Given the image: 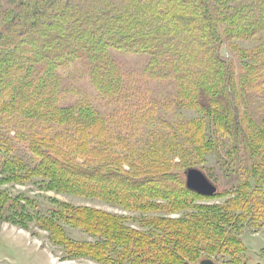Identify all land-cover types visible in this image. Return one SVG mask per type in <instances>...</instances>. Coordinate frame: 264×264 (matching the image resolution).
<instances>
[{
  "label": "rangeland",
  "instance_id": "1",
  "mask_svg": "<svg viewBox=\"0 0 264 264\" xmlns=\"http://www.w3.org/2000/svg\"><path fill=\"white\" fill-rule=\"evenodd\" d=\"M13 1L12 5L5 0L0 1V31L4 21L17 17L22 27L14 37V43L24 40V48H33L37 53L44 52L47 56L53 55L54 46L65 45V42L76 48L74 41L65 40L64 37L68 35L64 32L63 24L77 10L84 14L79 17L85 21L81 25L80 21L77 33L94 26L97 30L95 33L108 43L104 47L109 48L106 54L97 48L88 50L89 58L93 61L96 58L93 64L97 68L96 79L103 87H99L90 76V66L84 69L85 65L80 66L81 62L74 63L76 66L71 64L72 67L66 71L56 70L47 74L43 70L40 74L42 67L51 68L53 62L48 59L52 55L44 56L42 67L27 61L31 58L28 54L21 55L23 60L14 66L11 58H14V53H21L19 47L12 43L8 46L9 50L0 49L2 68L7 69L4 80H12L11 87L7 83L3 84L4 81L0 82L5 86L3 99H0V196L3 197L0 200L5 202L0 210V264H130L78 255L70 246L72 243L95 244L100 237L76 225L59 222L60 230L70 244L57 240L43 220L50 218L52 211L63 207L110 215L116 217L126 229L145 232L147 218L159 216L179 221L195 215L207 217L225 209L234 198H240L233 193L225 194L233 185L232 177L228 179V175L234 170H219L217 165L233 144L231 133L225 126L226 116H222L219 106L207 110L198 107L196 100L199 98L198 88L206 89L207 92L214 87L218 90L227 89L241 112L243 128L253 135L258 131L256 135L264 144V0H163L162 7L166 10L175 9V13L184 17L195 16L188 30L177 27L179 23L173 15H157V0L152 3V0L148 1L149 7L144 4L146 0ZM205 20H208V29L203 33L200 29H193L197 22ZM161 26L170 27L172 34L183 31L182 34L190 38L187 42H194L184 50L188 64L167 60L145 44L148 32ZM20 31H24V34ZM206 32L212 37L209 40L212 42L207 45L209 49L199 47ZM173 38L177 44L172 42L170 46L182 50L183 42L179 44L180 40ZM212 48L215 50L209 54L207 51ZM197 50L204 54L198 55ZM4 54L10 58L6 59ZM211 54L215 55L214 59L217 57L223 61L224 67L219 76H204L203 71L207 68V59ZM83 64L91 65L92 62ZM231 69L233 77L230 78ZM26 72L28 77L25 84L28 82L30 87L22 92L27 98L11 95V91L17 89L15 82L24 80ZM225 78L228 80H223ZM39 80L48 85L36 89ZM225 82L229 84L224 86ZM112 83L115 84L116 93L109 97L106 96L109 93L107 88ZM56 87L58 96L53 103L56 111L51 113L55 116L52 119L46 113L47 109L35 108L34 105L38 97L40 101H52L54 96L51 90ZM111 91H114L113 88ZM29 98L31 102L28 104ZM78 102L98 111V117L95 113L91 115L68 110L67 107ZM215 110H218L219 115ZM229 115L234 116L232 111H229ZM78 116L86 123V129L98 134L94 137L87 131L79 137L83 136L89 146L97 147L113 157L119 168L124 166L126 170L125 162H134L155 170L163 169L166 163L165 167L174 169L186 187L187 171L184 168L194 165L209 177L217 187V193L212 197L199 195L200 198H191L186 207L173 214L164 211L144 213L129 206L125 199L77 190L65 182V178L68 179L65 176H60V179L56 176V182L62 188L56 189L55 183L46 173L31 175L19 167L14 170V175L4 171L3 155L14 159L24 158L31 161V166L37 165L39 158L28 149L25 137L39 140L45 135L47 141L57 137L63 144L75 145L71 142L80 139L75 138L76 132L69 126L72 119ZM94 120L98 124L94 122L91 126ZM3 137L12 139V148L5 145ZM201 145L203 148L199 150ZM58 148V151L67 153L61 147ZM161 195L165 199L156 203L171 204L174 201L172 195L177 197L178 193L164 192ZM263 211L259 212L256 222L247 219L235 228V235L244 248L240 257L245 264H264ZM227 259L218 256L207 260L214 264H225Z\"/></svg>",
  "mask_w": 264,
  "mask_h": 264
},
{
  "label": "trees",
  "instance_id": "2",
  "mask_svg": "<svg viewBox=\"0 0 264 264\" xmlns=\"http://www.w3.org/2000/svg\"><path fill=\"white\" fill-rule=\"evenodd\" d=\"M5 1L11 5L14 3L13 0ZM49 1L55 3L59 0H45L47 3H49ZM135 1L139 2V0ZM148 1L150 0H146V3H144L147 7H149L148 5L150 3L154 2V0L150 3H148ZM155 3L158 5L157 15H163L164 13L173 15L179 23L177 27L181 26L184 30L190 29L189 24L195 20V16L191 15V17H184L181 14L175 13V9L172 10L170 8L166 10L165 7H162L163 0H157ZM71 15H73L72 18H66L65 24H63L65 25L64 32L68 35L64 38L67 42L71 40L74 41L76 48L69 46L66 42L64 43L65 45L58 44L53 48V55H49L51 57L44 55V52L37 53L33 48H24V40L14 43V37L22 26L20 20L12 16L13 20L8 19V21H4L2 24L3 26L0 31V49H8L10 44L19 47L21 53H14L16 57L14 56V58H11V61H13L12 65L14 66H18L19 62L23 60L22 57H20L21 55L28 54L31 58L27 61L39 66H41L45 58L44 56L49 57L48 61L53 62L50 65L51 68L47 69L48 66L46 68L41 66L42 72L37 71L40 72V74L43 73V70L47 74H52L56 72V70L59 72L65 69L66 71L68 68L70 69L72 67L70 66L71 64L75 65L74 63L81 62L82 65L80 66L85 65L83 66L84 69H89L90 66V76L95 79L99 87H103L104 85L96 79L95 70L97 68L95 69L93 66L96 58H94V61L92 58L90 59L88 50L97 48L101 53L106 54L105 51L108 50L109 47L105 48L104 46L108 45V43L95 33L97 30L94 26L84 29L85 31H82V33H77L78 24L81 21V25L84 21L83 18L80 17H83L84 14L79 13L77 10ZM207 22L208 20L197 22V24H195L197 26L192 25L194 26L193 29L196 31L200 29L203 33L205 29H208L206 28ZM16 23L17 25H15ZM21 32L24 34V31H20V33ZM182 32L172 34L173 32L170 27L161 26L160 29L148 32V41L146 40L145 44L151 49H155L153 50L154 53L164 55L165 59L175 60L177 63L182 62V64L186 65L189 61H187V57L185 58L184 56V50H186L187 46H191L192 43L194 44V42L191 40L187 42L190 38L184 36ZM228 33H231V30H228ZM203 35L205 37L201 39L202 41L199 47L203 46L209 49L207 45L212 42V40L209 41L212 37L207 35V32ZM173 36L178 39L177 41L180 40L179 44L183 42L184 47L182 50L175 46H170V43L174 42ZM22 37L23 36H20V38ZM81 42H83L84 45ZM174 43L177 44L176 42ZM196 45L198 44L196 43ZM213 50L215 49L212 48L207 52L210 54ZM197 54L201 56V54L204 53L198 51ZM3 56L6 59L10 58V56L6 54ZM214 56L211 54L207 59V68L203 71L204 76L212 74L210 75V77H212L221 74V70H223L224 67L223 61L217 57L214 59ZM83 62H92V64L87 65L83 64ZM47 64L49 65V63ZM111 69L116 70L115 68ZM229 71V77L231 78L233 77V70L231 69ZM26 74L27 75L24 74V80L15 82L17 83V89L15 88L16 91H11V95H18L19 98L22 97L23 99L27 98L22 92L26 87H30L28 82L25 84L28 72H26ZM6 75L7 69L5 67L2 68V59L0 56V82L4 81L3 84L7 83L6 85L11 87L12 80H4ZM223 80L227 81L228 79L225 78ZM3 84H0V99H3V93L5 92V86H3ZM228 84L229 83L225 82L224 86ZM37 85L36 89L40 90L45 85H48V83L44 84L42 80H39ZM111 88H113L114 91H111ZM115 88V84L112 83L111 87L107 88L109 93L106 96L111 97L114 95L116 93ZM51 92L54 96L52 101L50 99L49 101L47 100V102L40 101V97H38V102L35 103L34 107L47 109L46 113L54 119L55 116L51 115V113H55L56 111V105L53 106V103L56 102L55 97L58 96L57 87L55 90H51ZM198 94L199 98L196 100L198 107L212 110V108L214 109V106L217 105L215 107L219 106L222 116H226L227 120L225 121L227 122H225V126L231 133L233 144L229 153L224 159L219 160V164L217 165L219 170L225 168H229V170L232 168L234 170L228 175V179L232 177L233 182L231 184L233 185H231V188L225 194L233 193L235 194L234 196L237 195L240 196V198H234L227 203L225 209L212 213L207 217H198L195 215L191 218H185L179 221L161 218L159 216L147 218L144 223L147 228L145 232H135L126 229L125 225L121 224L116 217L110 215L97 214L93 211L78 210L75 208L65 209V207H63L52 211L51 217L43 220V224L54 232L57 240H61V242L65 244H70V241L65 239L66 235L60 230L59 222H62L79 226L88 233L100 237L99 242L95 244L72 243L70 245L73 246L74 251L78 255L89 256L94 259L117 260L119 262H129L130 264H190L220 256L228 258L225 264H245L240 257L244 248L235 235V228L247 219H250L251 222H256L257 216H260L259 212L264 209V146H262L264 144L262 140L259 139V136L256 135L258 131H255V135H253L249 133L246 128H243L241 125V112L238 111L239 109L235 106L234 100L227 89L218 90L214 87L210 92H207L206 89L198 88ZM30 99L31 98L27 99L28 104L31 102H29ZM50 107H52V109ZM67 108L69 111L87 112L91 115L95 113L96 117L99 115L98 111L87 107L82 102H78L76 105ZM215 111L218 112V110ZM229 111H232L233 115L236 113L234 115L235 117L230 116ZM217 114L219 115V112ZM81 119L82 117L78 116L72 119L71 125L69 124V127L76 132L74 134L75 138L80 139L79 141L76 140L71 142L75 145H69L70 143L63 144L57 137H52V139L47 141L45 135L41 136L43 138L39 140L24 136V142L29 146L28 149L39 158L37 165L31 166V161L24 158L14 159L11 156L3 155L4 161L2 162V168L5 172L12 175L15 174L18 167L23 171L27 170L28 174L31 175L40 172L46 173V175L50 176V180L53 184L55 183L56 186L54 187L56 189H62L61 185L56 182V178L58 177L60 179V176H65L68 178L66 179L64 177L66 180L65 182H68L77 190L88 193L109 194L114 198L116 197L115 199L118 197L125 199L126 203L130 204L129 206H133L137 211H143L144 213L164 211L167 214H173L183 207H186L190 203L189 201L191 198H200L196 193L186 189L178 173H175V170L172 168L168 170L165 167L166 163L163 169L157 168L155 170L139 166L134 162H125V166H127L126 170L123 168L124 166L119 168L117 163L112 160L113 157L106 155L103 153V150L97 147L89 146L87 142L84 141L83 136L79 137L80 134L87 131L94 137L98 135L96 131L86 129L87 125L84 123V120ZM94 122L98 124L97 120H94L91 122V126ZM3 138L5 140V145L12 148L10 143L12 139L7 138V140H9L7 141L6 137ZM58 147L66 150L67 153L64 154L61 150V152L58 151ZM128 147L129 146L126 148ZM202 148L203 146L198 149L202 150ZM148 151L150 152V150ZM78 160L80 162H78ZM191 168H195V166L187 165L184 170L187 171ZM174 191H177L178 195L177 197L174 196L175 194L172 195L174 201L171 204L156 203L158 200L165 199L161 194L164 192L173 193ZM4 203L3 199L2 201L0 200V210L3 209Z\"/></svg>",
  "mask_w": 264,
  "mask_h": 264
},
{
  "label": "water",
  "instance_id": "3",
  "mask_svg": "<svg viewBox=\"0 0 264 264\" xmlns=\"http://www.w3.org/2000/svg\"><path fill=\"white\" fill-rule=\"evenodd\" d=\"M186 188L204 197H212L217 193V187L197 168L187 170ZM200 264H214V262L211 260H203Z\"/></svg>",
  "mask_w": 264,
  "mask_h": 264
}]
</instances>
